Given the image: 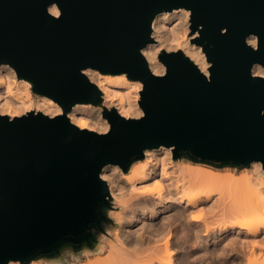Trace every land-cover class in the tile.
I'll list each match as a JSON object with an SVG mask.
<instances>
[{"label":"water","instance_id":"obj_1","mask_svg":"<svg viewBox=\"0 0 264 264\" xmlns=\"http://www.w3.org/2000/svg\"><path fill=\"white\" fill-rule=\"evenodd\" d=\"M50 2L0 0V63L66 109L99 102L79 75L82 67L126 71L145 82L147 119L126 124L113 114V132L103 139L63 119L0 121V264L76 251L75 243L87 241L84 230L103 198L96 174L105 162L126 164L159 143L225 162L264 159V81L248 75L252 63L264 64V0H59V21L46 14ZM178 7L192 9L193 32L203 25L195 43L214 62L211 84L177 57H163L169 75L154 79L138 55L152 16ZM250 32L261 36L258 53L244 46Z\"/></svg>","mask_w":264,"mask_h":264},{"label":"clouds","instance_id":"obj_2","mask_svg":"<svg viewBox=\"0 0 264 264\" xmlns=\"http://www.w3.org/2000/svg\"><path fill=\"white\" fill-rule=\"evenodd\" d=\"M45 11L54 21L63 15L59 0ZM192 17V9L184 7L152 16L146 42L138 49L150 77L166 79L170 69L163 57H177L212 83L214 62L205 46L195 43L204 28L197 25L193 32ZM227 33L221 28V36ZM243 43L258 53L261 36L250 32ZM79 75L99 102H76L66 109L35 92L34 84L9 63H0V121L63 119L76 132L103 139L113 132V114L126 124L147 119L142 79L90 65ZM248 75L264 81V64L252 63ZM259 115L264 117V109ZM96 179L103 198L96 220L84 230L87 241L75 243L76 251L5 258L6 264H264V159L225 162L159 143L142 148L126 164L103 163Z\"/></svg>","mask_w":264,"mask_h":264},{"label":"bare ground","instance_id":"obj_3","mask_svg":"<svg viewBox=\"0 0 264 264\" xmlns=\"http://www.w3.org/2000/svg\"><path fill=\"white\" fill-rule=\"evenodd\" d=\"M35 103H36V104H40L41 101L37 99V100H35Z\"/></svg>","mask_w":264,"mask_h":264},{"label":"rangeland","instance_id":"obj_4","mask_svg":"<svg viewBox=\"0 0 264 264\" xmlns=\"http://www.w3.org/2000/svg\"><path fill=\"white\" fill-rule=\"evenodd\" d=\"M69 251H71V250H69Z\"/></svg>","mask_w":264,"mask_h":264}]
</instances>
